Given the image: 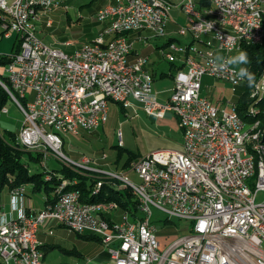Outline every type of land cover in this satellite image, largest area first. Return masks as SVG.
I'll return each mask as SVG.
<instances>
[{"label": "built area", "instance_id": "obj_1", "mask_svg": "<svg viewBox=\"0 0 264 264\" xmlns=\"http://www.w3.org/2000/svg\"><path fill=\"white\" fill-rule=\"evenodd\" d=\"M63 1L44 0L35 18H28L27 0H0V42L15 36L13 51L0 53L7 60L0 85L24 113L17 143L41 153L45 177L57 178L53 200L40 209L27 198L28 184L10 188L11 201L17 198L12 210L0 202V216L7 220L0 224V264L4 258L21 264V254H28V264H44L39 231L47 223L99 236L114 264H264V201L257 202L264 192V118L255 103L264 99V72L251 87L247 120L234 100L244 81L212 64L217 54L230 57L264 40V0H201L220 16L222 30L210 20L185 19L173 33V10L181 5L192 10L191 0H110L96 14L105 23L97 48L51 51L38 26H52L51 13ZM107 34H114L113 42H106ZM151 38L167 40L161 53L176 64L175 87L166 100L155 91L149 56L134 52L136 40L150 44ZM165 45H176L177 54L165 53ZM200 57L211 58V66L200 64ZM206 77L232 85V97L222 99L225 107L203 94ZM110 102L135 113L134 103H143L149 116L173 112L179 119L181 149H157L131 162L128 171L139 174V184L113 169L107 152L74 159L63 150L60 127L71 135L92 133L107 120ZM210 117H219V124H210ZM118 138L122 143L121 131ZM50 156L96 180L92 193L105 182L120 181L138 200L137 212L126 209L125 218H117L116 203L81 205L79 188L63 192L64 184L77 186L79 180L48 167ZM213 175L222 176V192ZM152 206L168 220H189L190 232L167 236L162 246Z\"/></svg>", "mask_w": 264, "mask_h": 264}, {"label": "rangeland", "instance_id": "obj_2", "mask_svg": "<svg viewBox=\"0 0 264 264\" xmlns=\"http://www.w3.org/2000/svg\"><path fill=\"white\" fill-rule=\"evenodd\" d=\"M89 1L90 0H72L68 3L66 9L64 7V0L60 8L51 13L53 23H55L54 20L56 21L55 25L53 24L55 28L54 31L45 34L43 32L42 23H39V34L44 37L41 38L43 40L45 39L48 45L62 49L64 51H75L77 48L81 47L84 43H86L84 41L85 39L74 37L72 28L79 25V23L84 24L86 22L95 20L97 13L93 15H86L87 9L80 8L82 4ZM80 15H85L82 18V22L77 21ZM94 39H96V37ZM67 41H70L71 43L66 44ZM163 41L164 40L161 38L149 39V42L153 46L160 44ZM14 42L15 36L3 39L0 42V53H11L13 51ZM77 43L82 44L77 45ZM149 58V64L154 71L158 72V74L161 73V71L166 72V74L162 78L159 76V78L156 80V84L157 82L165 80L160 85H167V87H165L167 88V90L173 85L175 87V80H173L172 76H170V69L172 67L174 68V66L171 65V62L165 56L159 55L157 52L151 53ZM205 81V84L209 85L210 88L205 86L203 88V94L209 96L213 104L218 106L219 108L225 107L224 103H222V99L225 100L232 97V85L220 79L212 77H206ZM3 105L8 108V112L0 111V131L9 138V135L11 134H18L23 124L24 113L11 96L7 97ZM135 107L138 113H135L133 109L130 108L127 110H122L116 102H111L109 119L105 124L100 126L98 131H94L87 135H84L86 134V132H81L79 135H71V133H68L66 135L62 134L64 140V152L74 159L81 158L82 154L88 155L90 157H97L102 154L100 153L101 147L110 155V158L113 159V156H115V154H111L108 150L115 151V145L120 144L118 140V132L121 131L123 139V144L121 145H123L127 150L121 160V165H123V163L129 156V152L146 155L150 152V148L152 145L160 143L158 146H170L169 144H173L180 137H182V133L180 132V130L167 125L165 122H163L164 119L162 120V118H152L145 113L144 108L139 104H136ZM230 108V106L227 107L228 110H230ZM169 116L170 115H167L165 119H168ZM149 136L151 137L149 138ZM15 140L17 141V137H15ZM157 149L160 148L153 149L152 151ZM46 164L48 167L58 168L61 165V162L54 156H50L46 160ZM30 168L31 170H33V166H31ZM112 168L118 170L120 173L127 174V176L134 183L139 184L141 182L139 174L134 170L128 171L129 169L117 168L116 164H113ZM39 170L45 171V167L41 166L39 167ZM11 177L12 176H9L10 180L12 179ZM119 187L122 186L119 185ZM4 193L2 197L3 203L5 204L4 209L6 211H10L13 208L11 196L9 194H6V191ZM44 196V191H31L27 195V198L29 201L33 202V205L35 207V205L43 204ZM261 201H264V192H260L257 195V202ZM152 211V222L158 228L159 235L161 237L166 238L167 236L171 235L182 236L190 232L189 220H182L179 218H172L168 220L167 214L155 206H152ZM161 237H159V239L162 240L161 244L162 246H164L167 242H169V240H164ZM61 244L67 248H71L73 246L69 243H66V241L62 242ZM99 260L104 261L105 264H113L112 261L108 259H102V257H100ZM64 262H69L71 264H80L81 259L78 256L69 254L59 248H55L49 251L46 258L44 259V264H58ZM87 264L95 263L93 262Z\"/></svg>", "mask_w": 264, "mask_h": 264}, {"label": "trees", "instance_id": "obj_3", "mask_svg": "<svg viewBox=\"0 0 264 264\" xmlns=\"http://www.w3.org/2000/svg\"><path fill=\"white\" fill-rule=\"evenodd\" d=\"M72 0H65L64 7L67 9L68 3ZM109 0H90L87 3L81 5L80 8L87 9V14H96L100 8L109 3ZM62 6V7H63ZM64 11V9H63ZM62 12V11H61ZM83 16L80 15L77 19L78 22L83 21ZM56 23V21L54 20ZM55 23H53L55 25ZM43 28V32L47 34L48 32L54 31V25ZM105 23L99 21L95 18L94 21L86 22L84 24L79 23V25L72 28L74 37H80L85 39V42H95L98 40L96 37L104 28ZM40 36L44 38L41 34ZM96 37V39H94ZM94 39V40H93ZM45 40V39H44ZM88 40V41H86ZM66 41V40H65ZM84 43V42H82ZM82 43H77L80 45ZM242 51H245L248 54L249 63L246 65L251 72L255 74V81L259 79L261 74L264 72V40L258 44L244 45ZM6 58L0 57V75L1 66L6 63ZM3 80L7 82L6 78L3 77ZM252 87V86H251ZM251 87L248 86L246 82H243L242 85L238 88V94L235 95L234 100L237 102V110L240 116L247 119L249 114L247 112L248 105L252 102L250 98ZM8 93L0 85V107L4 106ZM255 103L259 105L263 111L261 117L264 118V99L255 100ZM122 110H127L122 104L117 103ZM98 131V130H96ZM95 131V132H96ZM90 133H86L87 135ZM17 134L9 135V138L6 137L0 131V197L6 186L8 188L18 187L25 185L27 183H32L34 185L35 191H44L46 195L45 202L52 201L54 198V190L57 184V178L53 177L51 180L46 179L45 173L39 170L42 162L41 153H34L30 150H26L21 147L15 140ZM114 150H108L111 154L114 153L113 159L110 158L108 154V163L112 167L113 164H116L117 168L129 169L131 162L135 159H138L142 156L140 153L129 152L127 160L121 165V160L127 150L123 145H115ZM112 149V148H111ZM100 153L106 152L103 148L100 147ZM30 166H34V169L31 170ZM122 166V167H121ZM55 171L61 172L65 177L68 178H77L79 180L78 185L76 186L81 191V196L83 200L88 201H116L122 211L138 210V200L133 194L132 190L128 187H119L121 185L120 181L114 180L112 182H105L103 187L100 189L99 193H92V187L96 180L92 179L91 176L84 174L83 172L77 171L65 164H61L58 168H54ZM9 176H12L11 180ZM118 184V185H117ZM62 226V225H60ZM53 227V223H47L43 225L40 229L48 233V229ZM77 235L78 238L83 240L91 241L96 246H102V240L99 236L92 233H73ZM174 236V235H171ZM40 248L44 252V258L47 256L48 252L59 248L69 254L78 255L80 252L77 249L78 247L67 248L61 243H53L52 241L43 242L40 244ZM58 264H71L69 262L58 263Z\"/></svg>", "mask_w": 264, "mask_h": 264}, {"label": "crops", "instance_id": "obj_4", "mask_svg": "<svg viewBox=\"0 0 264 264\" xmlns=\"http://www.w3.org/2000/svg\"><path fill=\"white\" fill-rule=\"evenodd\" d=\"M171 1L179 2L180 0H171ZM184 23H185L184 15H182L181 11L178 8H175L173 10L172 20H171V23L169 25L170 31H172V33L175 32L179 28V26L184 24ZM131 38H133V39L138 38V34L132 33L131 34ZM166 42H167V40H164L162 43L153 46L151 43L150 44H144L142 41L136 40L134 52L135 53H143V54L148 55L149 57H150V54L153 53V52H157L159 55H162V53H160L161 52V46L166 44ZM149 60H150V58H149ZM171 65L174 66V68L172 67L170 69V76H172V78L174 80V73H175L176 64H173L171 62ZM149 69L154 73V76H155L154 88H155V91H156L158 97L161 100L168 99L171 96V94L173 93L174 85L167 90V88H165V87H167V85H165V86L164 85H160L165 80H163L161 82H157L158 85L156 84V80L159 78V76L162 78L166 74V72L165 71H161V73L158 74V72L153 70V68L150 66V64H149ZM205 83H206V81L204 80V85L206 86L207 84H205ZM170 91H171V93H170ZM139 109H141V108H139ZM167 115H170V116H169L168 119H165L167 117ZM167 115L165 117H160V118H162V120L164 119L163 122H165L167 125H170V126L176 128L177 130H180V132L182 133V130H181L180 125L178 123L179 119H178L177 115L174 114L173 112H169ZM152 118H154V117H152ZM150 137L151 136H149V138ZM118 140H119V138H118ZM119 143L123 144V139H122V143L120 142V140H119ZM182 143H183V136L180 137L173 144L167 143L170 146H166V147L158 146L160 143L152 145L151 148H150L151 149L150 152L153 149H156V148H160V149H162V148L181 149ZM50 168L54 169L55 167H50ZM33 169H34V166H33ZM27 184H28V187H27V193L28 194L31 191H35L34 190V185L32 183H27ZM9 190L10 189L7 186L4 188V190H3L2 194H1V197H0V202H3V198H2L3 197V193L6 191L7 192L6 194H9ZM45 199H46V195L44 196L43 204L35 205V209L42 208L44 206V204H45ZM32 205H33V202H32ZM51 230H53L52 234L49 233V229H48V233L44 232V230L40 229V231H39L40 242L43 243V242L52 241L53 243H59L60 244V243L66 241V243H69V244L73 245L71 248L78 247L77 249L79 250L80 253L78 255H76V254H73V255L78 256L81 259L80 264L93 263V262L95 264H105L104 261L99 260L100 257H102V259H105V260L108 259V260L113 262V260H111V258L109 256V253L104 249V247L96 246L91 241L83 240L81 238H78L77 235H74L73 233L69 232L65 227L60 226L59 224H53V227L51 228ZM161 238L164 239V240H167V239H165L163 237H161Z\"/></svg>", "mask_w": 264, "mask_h": 264}, {"label": "bare ground", "instance_id": "obj_5", "mask_svg": "<svg viewBox=\"0 0 264 264\" xmlns=\"http://www.w3.org/2000/svg\"><path fill=\"white\" fill-rule=\"evenodd\" d=\"M191 5H192V10H195L196 13H194V11L191 10V6L189 5L180 6V11L182 15H184L185 19L210 20V22L213 23V25H219V30H222V23H220V16L213 15V7L204 6L201 0H191ZM43 7H44V0H27L25 4V11L27 12V17L35 18V10H37L38 8H43ZM113 41H114V34H107L106 42H113ZM70 43H71L70 41L66 42V44H70ZM87 46L88 48H97L98 40L97 41L95 40V42L94 41L86 42L79 48H86ZM46 47H50L51 51H64L62 49L52 47L48 45L47 43H46ZM165 53L177 54L176 45H165ZM200 64H203V66H211V58L200 57ZM136 104L141 105L145 111V105H143V103H134V110L137 111L135 107ZM0 109H5V106L0 107ZM109 111H110V108H108L107 120L109 119ZM107 120H100V126L105 124ZM210 124H219V117H210ZM68 133H71V131L68 130L67 127H60L61 137H62V134L66 135ZM46 179L50 180L49 177H46ZM213 183L215 185V188L218 191L222 192V176L213 175ZM18 188H25V185L18 186ZM75 191H76V181H69L63 185V192H75ZM89 203H108V204L116 203L117 218H125L126 211H122L120 208V205L116 201H88V200H83L82 196L80 195L81 205H88ZM20 262L21 264H28V254H21ZM2 264H14V262H12L11 258H4Z\"/></svg>", "mask_w": 264, "mask_h": 264}, {"label": "clouds", "instance_id": "obj_6", "mask_svg": "<svg viewBox=\"0 0 264 264\" xmlns=\"http://www.w3.org/2000/svg\"><path fill=\"white\" fill-rule=\"evenodd\" d=\"M249 63L248 54L245 51H238L235 55L230 57H224L223 55L217 54L212 64L218 69L223 71L231 70L235 79L244 81L249 87L255 83V74L249 70L246 66ZM17 205V198H12V206L15 208ZM6 217L0 216V224L6 223Z\"/></svg>", "mask_w": 264, "mask_h": 264}]
</instances>
